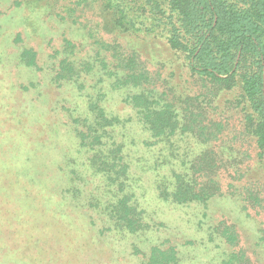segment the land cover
Returning <instances> with one entry per match:
<instances>
[{
    "label": "rangeland",
    "instance_id": "rangeland-1",
    "mask_svg": "<svg viewBox=\"0 0 264 264\" xmlns=\"http://www.w3.org/2000/svg\"><path fill=\"white\" fill-rule=\"evenodd\" d=\"M18 1L0 0V264H145L155 246L174 247L181 264H223L235 251L244 257L240 264H264V210L244 202V187L252 184L264 206V170L252 141L241 135L236 111L227 112L221 102L206 111V123L223 120L241 170L220 176L222 195L206 207L166 204L158 199L152 172L142 169L133 174L134 194L151 232L131 236L110 229L105 206L91 207L103 193L102 180L87 171L74 134L73 119L86 115L87 99L73 86L52 83L54 65L69 52L84 75L87 68L103 70L110 56L96 57L100 47L93 43L100 37L141 55L146 71L168 91L174 84L195 94L187 65L161 40L101 32L105 0H55L39 9ZM25 48L38 67L19 63ZM106 78L91 82L105 86L95 92H105L107 112L132 114L119 93L107 91ZM135 132L136 148H142L147 135ZM216 227L235 231L237 246L215 235Z\"/></svg>",
    "mask_w": 264,
    "mask_h": 264
},
{
    "label": "trees",
    "instance_id": "trees-1",
    "mask_svg": "<svg viewBox=\"0 0 264 264\" xmlns=\"http://www.w3.org/2000/svg\"><path fill=\"white\" fill-rule=\"evenodd\" d=\"M52 2L16 3L39 9ZM101 17V32L161 40L171 53L184 58L196 88L193 94L173 84L168 91L146 71L141 55L124 52L116 41L107 43L100 37L93 43L100 47L96 57L110 56L103 70L87 68L84 75L69 52L62 65H54L52 83L57 88L73 86L87 99L86 115L73 119L74 134L87 171L102 180L103 193L91 207L105 206L110 229L131 236L151 232L149 217L134 194L133 174L142 169L152 172L158 199L166 204L206 207L222 195L220 176L241 170L239 152L228 144L232 133L223 120L206 123V111L214 103L236 111L241 135L252 141L255 161L264 170V0H105ZM35 57L25 48L17 60L36 68ZM106 75L107 91L119 93L132 114L107 112L105 92H95L105 86L93 84ZM138 128L147 135L142 148H136L139 142L133 138ZM244 190L246 205L264 210L252 184ZM229 230L216 227L214 234L236 247L238 236ZM237 253L223 264H240L244 257ZM148 255L145 264H181L174 247L155 246Z\"/></svg>",
    "mask_w": 264,
    "mask_h": 264
}]
</instances>
